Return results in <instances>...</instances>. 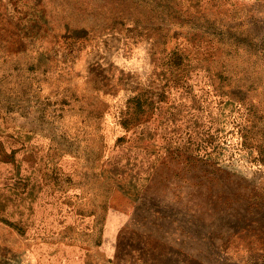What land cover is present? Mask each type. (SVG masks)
<instances>
[{"label":"rangeland","instance_id":"1","mask_svg":"<svg viewBox=\"0 0 264 264\" xmlns=\"http://www.w3.org/2000/svg\"><path fill=\"white\" fill-rule=\"evenodd\" d=\"M0 264H264V0H0Z\"/></svg>","mask_w":264,"mask_h":264}]
</instances>
